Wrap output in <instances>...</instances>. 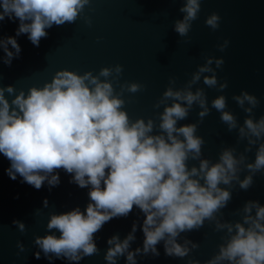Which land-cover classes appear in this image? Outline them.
I'll use <instances>...</instances> for the list:
<instances>
[{"label": "clouds", "instance_id": "1", "mask_svg": "<svg viewBox=\"0 0 264 264\" xmlns=\"http://www.w3.org/2000/svg\"><path fill=\"white\" fill-rule=\"evenodd\" d=\"M90 3L91 0H0V22L18 19L16 36L27 34L30 42L39 47L48 36L47 29L75 23ZM200 10L201 0H184L179 9L183 18L174 22L173 30L187 37ZM220 20L213 13L206 25L216 30ZM87 23L91 25V20ZM228 44L225 40L219 50L224 51ZM0 48L5 53L3 63L9 67L22 51L12 36L0 39ZM224 62L222 57H208L179 89L175 87L176 79L171 78L155 105L157 109L164 105L163 112L158 113L159 124L152 118H130L122 96L125 91H141L143 85L124 83L117 93L114 81L118 83L124 71L119 64L102 68L98 75L92 71L79 74L60 70L51 82L42 88L33 86L27 93L19 90L17 94L14 85L0 86V153L10 161L6 169L10 179L16 180L19 175L21 183L36 190L47 182L51 191L60 185L59 172L63 170L71 175L70 183L89 188L90 202L85 211L76 207L63 214H51L48 234L35 237L34 244L39 249L36 259L42 252L49 261L66 259L78 264L98 254L96 234L113 218L128 217L135 206L146 217L142 224L143 246L130 250L139 227L138 222H133L123 240L118 234L107 240V264H117L121 257H126V264H137L138 256L159 257L157 245L161 242L166 256L187 257L200 245L181 234L201 229L205 221L215 222L217 232L226 231L219 252L206 264H264V206L250 200L242 209V220L233 223L221 218V210L232 199L234 182L248 190L255 175L264 171V143L260 142L264 140V116L256 119L254 115L260 101L246 90L233 96L248 114L241 125L231 111L225 110L224 95L212 100L210 108L204 88L193 91V85L202 77L209 88L226 89L227 81L220 83L216 75ZM6 93L14 98L10 101ZM194 105L201 109L199 122L178 126ZM212 109L221 113L220 119L229 132L238 129V140L247 139V147L239 156L236 148L225 147L216 162L202 158L205 140L197 130ZM257 144L254 162H247L245 153ZM190 160L199 161L198 166L189 167ZM244 169L248 175L241 179ZM43 207H49L47 198ZM13 225L22 233L26 231L25 223L19 220H14ZM17 248L20 252L26 250L19 241ZM189 264L200 261L190 260Z\"/></svg>", "mask_w": 264, "mask_h": 264}, {"label": "water", "instance_id": "2", "mask_svg": "<svg viewBox=\"0 0 264 264\" xmlns=\"http://www.w3.org/2000/svg\"><path fill=\"white\" fill-rule=\"evenodd\" d=\"M183 3L184 0H91L75 23L47 29L48 36L41 40L39 47L30 42L27 34L16 36L18 19L13 22L6 18L0 22V39L15 37L22 51L9 67L3 63L5 53L0 48V86L14 85L17 94L19 90L27 93L33 86L42 88L46 82H51L60 70L79 74L92 71L98 75L102 68H114L119 64L123 65L124 71L119 82L114 81L117 93L124 83L143 85L142 90L135 94L124 92V109L133 121L152 118L159 124L158 113L163 112L164 105L159 109L155 105L167 90L170 79L175 78V87L182 88L208 57H222L225 62L216 69V75L220 83L226 80L228 87L223 91L209 88L202 77L193 85V91L204 88L210 108L212 100L224 95L227 98L225 110L231 111L242 125L248 114L233 100V96L246 90L260 101L254 109L255 118L264 116V0H201L198 19L193 22L188 36L180 37L173 26L176 20L183 18L179 11ZM213 13L221 17L220 27L216 30L206 25V19ZM89 19L91 25L87 23ZM225 40L229 41L228 47L220 51L218 46ZM9 49L15 51L11 45ZM212 67H216L215 63ZM5 95L10 101L14 98L7 93ZM199 111V106L194 105L188 118L178 122V126L198 123ZM220 116L221 113L212 109L197 130V135L205 140L202 158L213 162L218 161L225 147L236 148L237 156L247 147V139L238 140V129L229 132ZM260 142L264 143V140ZM257 147L258 144L251 152L245 153L247 162H254ZM198 164L199 161H189V167ZM9 167L10 161L0 153V264H77L66 259L49 261L42 252L41 258L36 259L35 253L39 249L34 240L36 236L48 234L47 223L51 214H63L76 207L85 211L90 202L89 188L82 189L70 183L71 175L60 170L59 186L49 191L45 182L40 190H36L27 183H21L19 175L16 180L10 179L6 173ZM247 175L248 171L244 169L240 178ZM45 198L49 201L47 208L43 207ZM250 200L259 201L264 206V171L255 175L254 184L248 190L240 189L234 182L232 199L221 210V218L233 223L242 220V209ZM145 218L134 206L128 217L107 222L96 234L99 253L85 257L78 264H107L104 259L109 247L107 240L117 234L123 240L131 232L133 222H138L139 227L130 250L142 247ZM14 220L25 223L26 231L22 233L18 226L13 225ZM225 235L226 231L215 230V222L205 221L201 229L181 234L182 238L200 245L189 256H166L161 242L157 245L159 257L138 256L137 264H189L190 260L206 264L219 252ZM18 241L25 245L24 252L17 248ZM117 264H126V257L119 258Z\"/></svg>", "mask_w": 264, "mask_h": 264}]
</instances>
